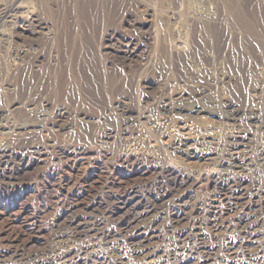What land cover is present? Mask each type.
<instances>
[{"label":"rangeland","instance_id":"1","mask_svg":"<svg viewBox=\"0 0 264 264\" xmlns=\"http://www.w3.org/2000/svg\"><path fill=\"white\" fill-rule=\"evenodd\" d=\"M0 264H264V0H0Z\"/></svg>","mask_w":264,"mask_h":264},{"label":"bare ground","instance_id":"2","mask_svg":"<svg viewBox=\"0 0 264 264\" xmlns=\"http://www.w3.org/2000/svg\"><path fill=\"white\" fill-rule=\"evenodd\" d=\"M240 20H243V19H240ZM242 25H243V24H242ZM243 166H244V165H243ZM244 167H245V166H244ZM62 255H63V254H62ZM57 257H58V256H57ZM54 258H55V257H54ZM54 258H53V259H54ZM55 261H56V260H55Z\"/></svg>","mask_w":264,"mask_h":264}]
</instances>
